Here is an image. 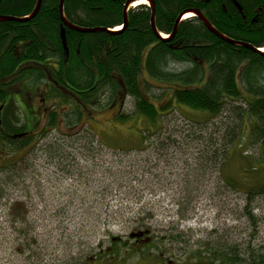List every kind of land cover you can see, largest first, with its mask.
Returning <instances> with one entry per match:
<instances>
[{
    "label": "trees",
    "instance_id": "obj_1",
    "mask_svg": "<svg viewBox=\"0 0 264 264\" xmlns=\"http://www.w3.org/2000/svg\"><path fill=\"white\" fill-rule=\"evenodd\" d=\"M127 1L65 0L63 13L72 25L83 29L116 30L124 25ZM153 1L156 30L165 39L153 31V10L146 5L131 8L128 27L117 34H83L66 27V45L61 36L60 0H43L39 13L29 22L0 21V108L4 106L0 205L25 176L21 166L36 150L33 143L37 137L27 131V119L19 113L16 96L36 94L44 86V98L56 101L45 120L44 134L49 127L51 131H74L76 134H64L66 142L84 133L86 140L93 143L97 138L99 145L106 146L83 124L99 108L118 109L116 120H134L145 126L143 131L139 129L143 140L145 133L154 136L165 132L164 117L170 110L182 115L181 110L187 108L210 118L230 114L233 124L222 138V173L235 191L250 200L264 197V54L225 42L193 16L184 19L174 35L182 14L198 10L223 36L264 49V0ZM37 2L0 0V16L30 17ZM147 76L166 85L161 88L163 96H169L164 105L152 103L146 94L151 87ZM127 100L134 108L130 117L123 112ZM60 104L64 111H57ZM241 137L257 148L256 155L238 153L236 143L241 146ZM51 148L53 159L64 170L76 159L63 143H54ZM88 149L86 145L84 150ZM219 154L213 155L215 159ZM146 238L143 247L149 248L150 235ZM125 245L129 251L136 250ZM119 246L121 242L116 240L110 250ZM215 252L210 264H264L261 254L244 260L235 250Z\"/></svg>",
    "mask_w": 264,
    "mask_h": 264
},
{
    "label": "rangeland",
    "instance_id": "obj_2",
    "mask_svg": "<svg viewBox=\"0 0 264 264\" xmlns=\"http://www.w3.org/2000/svg\"><path fill=\"white\" fill-rule=\"evenodd\" d=\"M147 80L151 102L164 105L166 85ZM44 89L16 96L36 150L0 205V264H210L215 250H235L244 260L264 255V197L250 200L222 173L230 114L170 110L165 132L145 133L143 140L145 126L116 120L118 109L99 108L83 124L106 146L81 132L66 142L64 134L74 131L49 127L44 134L43 109L53 104L42 105ZM133 111L127 100L124 114ZM241 140L238 153L256 155L257 148ZM57 142L76 158L65 170L52 156ZM148 235L152 243L144 248ZM116 240L122 246L109 253Z\"/></svg>",
    "mask_w": 264,
    "mask_h": 264
},
{
    "label": "water",
    "instance_id": "obj_3",
    "mask_svg": "<svg viewBox=\"0 0 264 264\" xmlns=\"http://www.w3.org/2000/svg\"><path fill=\"white\" fill-rule=\"evenodd\" d=\"M42 1L43 0H38L37 2V7L35 8V10L33 11V13L30 15V17H27V18H14V17H5V16H0V21L2 22H8V21H15V22H29L31 19L35 18L37 16V14L39 13L41 7H42ZM140 1H145L146 4H142V5H146L148 7L151 8V10H153V13H152V29L154 32H156V34H158V36L162 37V39H165L163 38L162 35H159L158 31L156 30V21H155V16H156V4L153 0H128L127 3H126V6H125V14H124V19H123V22H124V25L121 29H118L117 31L116 30H110V29H102V28H95V29H89V28H80V27H77L75 26L74 24L72 25L65 17V14L63 13L64 11V5H65V0H60V14L62 15V20H63V28H62V31H61V36H62V41H63V45H66V42H67V38H66V27L71 29V30H75V31H78L80 33H96V32H109V33H114V34H117L118 32L122 31V29H126L128 27V13L130 12L129 10L131 8H135L134 5ZM141 5V4H140ZM139 6V5H138ZM137 6V7H138ZM187 15H191L193 17H197L198 19L201 20V22L203 23V25L206 27V29H208L210 32H212L214 35H216L217 37H219L220 39L224 40L225 42H229L230 44L234 45V46H240V47H245V48H249L251 50H253L254 52L256 53H262L264 54V52L261 50V49H255L252 45L250 44H245V43H242L240 41H234L232 39H229L228 37H225L223 36L217 29H214V27L212 26V24L210 23V21L208 20V18L205 17L204 14H202L200 11L198 10H192V12H187V13H184L182 14V16L178 19V22L176 24V28H175V33L174 35L177 33V28L179 26V24L182 22V20L185 19V16ZM1 111H0V123H1ZM24 135H16L15 137H23Z\"/></svg>",
    "mask_w": 264,
    "mask_h": 264
},
{
    "label": "flooded vegetation",
    "instance_id": "obj_4",
    "mask_svg": "<svg viewBox=\"0 0 264 264\" xmlns=\"http://www.w3.org/2000/svg\"><path fill=\"white\" fill-rule=\"evenodd\" d=\"M262 50V49H261ZM44 91H45V89H44ZM20 97V100H21V96H19ZM41 102H42V105H46V103H47V100L45 99V98H42L41 99ZM53 102V104H55L56 105V101H52ZM20 104V103H19ZM51 105V107H49V108H44L43 109V113H45L44 115H45V120H47V117H48V114L50 113V111H52V110H54V105ZM21 105L23 106V103L21 102ZM3 110H4V106H1V108H0V111H1V114H2V112H3ZM29 132V131H28ZM72 173H74L73 171H71V174ZM83 175V173H80L79 174V176L81 177ZM109 250H110V248H109Z\"/></svg>",
    "mask_w": 264,
    "mask_h": 264
},
{
    "label": "bare ground",
    "instance_id": "obj_5",
    "mask_svg": "<svg viewBox=\"0 0 264 264\" xmlns=\"http://www.w3.org/2000/svg\"><path fill=\"white\" fill-rule=\"evenodd\" d=\"M142 5V4H146V2L145 1H140V2H138V3H136L135 5H134V7L136 8L138 5ZM192 12V11H191ZM156 17V16H155ZM192 16L191 15H187V16H185V19H187V18H191ZM183 21V20H182ZM121 27H117V29H116V31L118 30V29H120ZM164 37H166V36H164ZM262 51L264 52V49H262Z\"/></svg>",
    "mask_w": 264,
    "mask_h": 264
}]
</instances>
